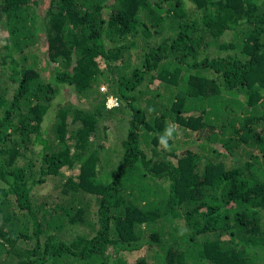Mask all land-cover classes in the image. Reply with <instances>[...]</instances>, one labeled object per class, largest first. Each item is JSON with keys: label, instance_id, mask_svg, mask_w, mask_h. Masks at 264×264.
<instances>
[{"label": "trees", "instance_id": "1", "mask_svg": "<svg viewBox=\"0 0 264 264\" xmlns=\"http://www.w3.org/2000/svg\"><path fill=\"white\" fill-rule=\"evenodd\" d=\"M141 249L264 264V0H0V264Z\"/></svg>", "mask_w": 264, "mask_h": 264}, {"label": "rangeland", "instance_id": "2", "mask_svg": "<svg viewBox=\"0 0 264 264\" xmlns=\"http://www.w3.org/2000/svg\"><path fill=\"white\" fill-rule=\"evenodd\" d=\"M2 34H3V32H2ZM41 74L44 75V72H41ZM65 92L66 93H70L71 96L73 97V99H71L69 101H67L66 99H63L61 104L65 105L67 102L70 103V101H72V102L78 101L76 99V96L74 95V93H72V92H70L68 90H65ZM85 105L87 106V104H85ZM49 187L47 185L46 186L37 185L34 188V193L36 195H44L48 191ZM177 222L180 225H182V223L180 221H177ZM152 255H153V253H151L150 251H147L146 249H141L140 251L133 252V254L131 256L127 257V260H129L130 264H133V261L137 262L138 260H141V262L143 261L144 263L151 264Z\"/></svg>", "mask_w": 264, "mask_h": 264}, {"label": "clouds", "instance_id": "3", "mask_svg": "<svg viewBox=\"0 0 264 264\" xmlns=\"http://www.w3.org/2000/svg\"><path fill=\"white\" fill-rule=\"evenodd\" d=\"M113 102H114V104L112 105ZM115 102L116 101L111 99V98L107 99L106 107L107 108H111L112 106L115 105ZM175 128H176L175 125H173V126H171L169 128H166L165 129V133L163 134V136H161V138L159 140V146L161 148H163L164 150H166V151L170 150V148H171V145L169 144V141L170 140H175V138H176L175 135H174Z\"/></svg>", "mask_w": 264, "mask_h": 264}, {"label": "built area", "instance_id": "4", "mask_svg": "<svg viewBox=\"0 0 264 264\" xmlns=\"http://www.w3.org/2000/svg\"><path fill=\"white\" fill-rule=\"evenodd\" d=\"M114 104V102L112 103V105Z\"/></svg>", "mask_w": 264, "mask_h": 264}]
</instances>
